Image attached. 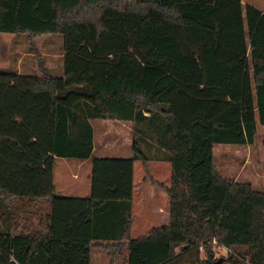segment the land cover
I'll use <instances>...</instances> for the list:
<instances>
[{
  "label": "trees",
  "instance_id": "trees-1",
  "mask_svg": "<svg viewBox=\"0 0 264 264\" xmlns=\"http://www.w3.org/2000/svg\"><path fill=\"white\" fill-rule=\"evenodd\" d=\"M0 30L63 36L60 74L0 70V264H91L92 249L122 264H264V191L213 160L215 143H251L264 125V9L0 0ZM91 118L131 121L133 154H93ZM152 146L168 185L148 168ZM57 156L90 157L88 194L54 191ZM135 158L165 188L169 220L130 236Z\"/></svg>",
  "mask_w": 264,
  "mask_h": 264
},
{
  "label": "rangeland",
  "instance_id": "rangeland-1",
  "mask_svg": "<svg viewBox=\"0 0 264 264\" xmlns=\"http://www.w3.org/2000/svg\"><path fill=\"white\" fill-rule=\"evenodd\" d=\"M254 5L257 8L264 9V0H242ZM62 49H63V36L61 33H47L34 36L33 38H27L21 34H15L0 30V70H14L15 66L22 69V72L31 73H43L46 69L51 74H60L62 72ZM45 68V69H44ZM108 119L96 118L92 120L95 124L93 140L96 144L101 146L102 151L96 154L101 155H123L131 156L134 152V142L138 145L137 136L135 133L123 136L116 135L114 131L104 129V137L107 140H98L95 135V128L97 123L109 122ZM97 136L101 134L97 132ZM107 145V146H106ZM227 145V146H224ZM143 151L148 154V148L145 149L144 144H141ZM225 147V148H223ZM237 149H234V148ZM69 165L75 168V164L78 159L75 157H68ZM213 160L220 172L225 178L250 181L255 188L262 189L264 191V125L258 124L256 135L251 143L244 144H232V143H215L213 145ZM243 160L246 162L241 165ZM134 181L136 188L142 182L143 170L139 161L136 160ZM151 170L156 177L161 180L164 179V175H158V171H155L154 163L152 161ZM65 162L60 158H57L53 166V181L55 183L54 191L57 194H87L89 193V179H90V159L83 162L82 165L77 168L80 174V178L83 180L81 191H77L75 186V179L70 176L63 177L65 172ZM168 173L170 175L171 167L168 163ZM73 171V170H72ZM70 173V172H69ZM168 175V178H169ZM161 176V177H160ZM170 179V178H169ZM167 179V181H169ZM88 181L87 189L85 188L84 181ZM143 186H147L146 189L157 188L149 179H147ZM79 192V193H77ZM134 213L135 222L131 230V235L136 236L142 232H145L151 224L154 222L151 220L147 213H149V197L144 200L143 209H138L140 199L137 197V192L134 195ZM168 199V196H166ZM216 255H226L233 249L219 245L215 247ZM201 256L204 255L201 251ZM91 264H122L120 259L110 262V254L103 250L93 249L91 252ZM179 264H184V261Z\"/></svg>",
  "mask_w": 264,
  "mask_h": 264
},
{
  "label": "crops",
  "instance_id": "crops-1",
  "mask_svg": "<svg viewBox=\"0 0 264 264\" xmlns=\"http://www.w3.org/2000/svg\"><path fill=\"white\" fill-rule=\"evenodd\" d=\"M16 71L18 72H21L22 69H20L19 67L15 66V69ZM96 118H91L90 119V122L92 124V128H93V135H94V127H95V124L92 122V120H94ZM103 119H108L110 120L109 122H106V123H97V127L95 128V135H96V138L99 140H103V141H106L107 138L106 136L104 137V129H109L110 131H114L116 133V135L118 136V138L120 137V135H123V136H126L127 135H130V133H134L133 130H132V122L129 121V120H120V119H111V118H103ZM97 132L101 134L100 137L97 136ZM92 141H93V147H92V153L95 154V155H101V154H96V153H99L102 151V148L101 146H99L98 144H96L93 140V136H92ZM107 146V145H106ZM224 146H227V145H224ZM144 147L146 149V145L144 144ZM148 148V146H147ZM225 148V147H223ZM151 150L154 151V155H157L155 156V158H151L147 161V164H148V168L152 174V176L159 182L163 183L164 185H168L169 182H170V177H171V172H170V175H169V167H168V163L170 164V161L167 160V159H163V158H156V157H161L164 155V153L162 152V147H154L152 146L150 148ZM234 149H237L236 147ZM150 154V153H149ZM151 155H153V153L151 152ZM107 156H123V155H107ZM57 158H60L61 160H63L65 162V172L63 174V177L64 178H67L70 176H72L75 181H77L75 183V186H77V191H81V188L80 186H82V182L83 180L80 178V174H79V171L77 170V168H79L83 162L87 161L88 158L90 159V157H85V158H77L78 161L77 163L75 164V168H72L70 164V162L68 161V159H65V158H68V157H65V156H57L55 158V161ZM76 158V157H75ZM136 160L139 161V165H141V168H142V161L140 158H135L133 160V172H132V197H131V213H132V217H133V221L131 223V226H130V236L131 235V230L133 228V224L135 222V213H134V198H135V194L137 192V197L140 199V202L138 204V209L140 207V210L143 209V205H144V200H146L148 197H149V203H148V207H149V213H147L148 217L153 220V221H158V222H154V224H151V226L148 227L151 228L152 226H156V225H162L164 223H166L168 220H169V197L167 199L166 196H168V194L166 193L165 191V188L162 186V185H159V184H156L154 182H152L150 179V181L155 185L157 186V188H153L152 186L148 189L147 186H143L144 182L148 179L147 177H145L144 175V170H143V177H142V182H140V184L138 185V187L136 188V185H135V181H134V171H135V165H136ZM152 161H157L154 163V166H155V171H158V175H164V179L165 180H161L160 178L156 177L155 174H153L152 170H151V166L152 165ZM246 162V160H243V162L241 163V165H243L244 163ZM55 163V162H54ZM90 163H91V159H90ZM54 166V165H53ZM170 167H171V164H170ZM91 168V166H90ZM73 170V171H72ZM70 172V173H69ZM168 175H169V178H168ZM161 177V176H160ZM167 179H169V181H167ZM84 185H85V188L84 190H86L88 187H89V191H90V179H89V186L87 187V184H88V181H84ZM54 189H55V183H54ZM79 193V192H77ZM88 194V193H87ZM64 195H86V194H64ZM148 195V197H147ZM147 229V230H148ZM146 230V231H147ZM145 231V232H146ZM144 233V232H142ZM140 233V234H142ZM138 234V235H140ZM137 236V235H136ZM93 250V249H92ZM97 250H101V249H97ZM103 251H106V250H103ZM92 252V251H91ZM110 254V260H111V253L109 251H106ZM117 257L115 258L114 261H116Z\"/></svg>",
  "mask_w": 264,
  "mask_h": 264
}]
</instances>
